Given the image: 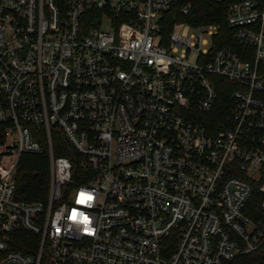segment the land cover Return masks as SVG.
<instances>
[{
    "label": "built area",
    "instance_id": "2783aa9c",
    "mask_svg": "<svg viewBox=\"0 0 264 264\" xmlns=\"http://www.w3.org/2000/svg\"><path fill=\"white\" fill-rule=\"evenodd\" d=\"M175 1L0 0V264H243L264 247V0L229 6L218 48L215 25L162 31ZM46 146L48 200L24 201L20 159Z\"/></svg>",
    "mask_w": 264,
    "mask_h": 264
},
{
    "label": "trees",
    "instance_id": "16d2710c",
    "mask_svg": "<svg viewBox=\"0 0 264 264\" xmlns=\"http://www.w3.org/2000/svg\"><path fill=\"white\" fill-rule=\"evenodd\" d=\"M235 1L224 0L221 3H216L211 0H176L161 22L162 31L169 33L176 23H188L193 26L215 25L219 29L220 36L224 39L221 45L216 40L215 48L225 44L232 45V31L227 25V15L229 6ZM187 6L191 7V11L190 15L185 16L182 14V10ZM228 84L225 83V86L219 89L224 102H228L230 94V91L226 90L229 88ZM53 153L55 157H66L72 162L75 161L76 153L74 149L60 133L58 137L53 138ZM50 176L49 149L47 146L41 154L23 155L20 159L17 173L19 198L27 202H47L50 190ZM261 201L262 198L258 194L252 199L251 205L257 210V214H252L253 217L260 216L258 210ZM243 264H264V247L247 255Z\"/></svg>",
    "mask_w": 264,
    "mask_h": 264
},
{
    "label": "rangeland",
    "instance_id": "374dc122",
    "mask_svg": "<svg viewBox=\"0 0 264 264\" xmlns=\"http://www.w3.org/2000/svg\"><path fill=\"white\" fill-rule=\"evenodd\" d=\"M189 33H190L189 28L186 27V28L183 29V34L187 35ZM72 193H74V189L72 190Z\"/></svg>",
    "mask_w": 264,
    "mask_h": 264
}]
</instances>
